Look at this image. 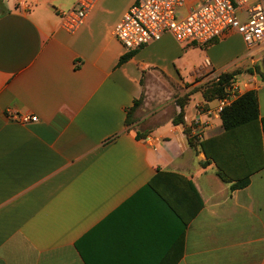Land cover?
Masks as SVG:
<instances>
[{
    "label": "crops",
    "instance_id": "crops-1",
    "mask_svg": "<svg viewBox=\"0 0 264 264\" xmlns=\"http://www.w3.org/2000/svg\"><path fill=\"white\" fill-rule=\"evenodd\" d=\"M75 2L0 0V264H264V166L242 189L218 177L200 142L223 132L219 98L197 87L204 60L225 73L257 49L230 32L126 50L113 29L135 0H98L68 33ZM231 40L230 69L214 49ZM247 81L264 119V80Z\"/></svg>",
    "mask_w": 264,
    "mask_h": 264
},
{
    "label": "built area",
    "instance_id": "built-area-1",
    "mask_svg": "<svg viewBox=\"0 0 264 264\" xmlns=\"http://www.w3.org/2000/svg\"><path fill=\"white\" fill-rule=\"evenodd\" d=\"M98 0H76L74 6L60 13V25L68 33H74L84 23L86 16ZM186 0H135L115 25L113 34L126 50H135L159 41L163 34H170L183 45H206L227 33L241 36L248 51L258 49L264 41V0H194L193 7L185 15L179 9ZM201 78L218 80L223 74L203 61ZM250 83V81H249ZM235 77L231 79L224 95L217 99L214 113H220L242 95L243 88ZM21 122H35L37 117L22 115ZM199 139L206 123L192 122Z\"/></svg>",
    "mask_w": 264,
    "mask_h": 264
},
{
    "label": "trees",
    "instance_id": "trees-1",
    "mask_svg": "<svg viewBox=\"0 0 264 264\" xmlns=\"http://www.w3.org/2000/svg\"><path fill=\"white\" fill-rule=\"evenodd\" d=\"M130 55L131 53L121 56L118 65L125 62ZM259 76L264 80V74L259 73ZM233 78L231 73L221 74L210 87L202 88L204 99L209 101L221 98ZM182 101L179 100V103L182 104ZM138 104L139 101H134L127 113L128 117ZM220 119L223 132L217 137L201 141L200 147L207 161L214 163L218 177L231 184L230 190L245 188L250 182V176L264 166V119L259 118L256 91L249 90L240 95L220 113ZM174 122H177V118ZM127 123L129 124V120ZM193 197L190 206L194 204L196 210L198 195ZM194 213L189 210L186 213V221L192 218Z\"/></svg>",
    "mask_w": 264,
    "mask_h": 264
},
{
    "label": "rangeland",
    "instance_id": "rangeland-1",
    "mask_svg": "<svg viewBox=\"0 0 264 264\" xmlns=\"http://www.w3.org/2000/svg\"><path fill=\"white\" fill-rule=\"evenodd\" d=\"M111 3L115 4L116 0H111ZM101 5H102L101 8H103L104 10L108 9L107 4H105V6L104 4ZM182 11L183 9L181 10V12L179 9L178 11L179 14H181ZM201 49L204 50L205 48H201ZM237 49H238V43L236 42V40H231L227 45V47H217L214 49V52L217 55V57H219V59L223 62V64L227 65V68L231 69L239 62L235 58L236 56L235 52ZM256 51L254 54L250 56V60L253 62L249 60L250 62L248 64L243 65L239 68L228 70L225 73L233 74V76L237 78L239 85H242L247 79H249L250 75H254L255 77H258L259 73L264 74L261 71V66H260L261 59L264 56L263 43ZM249 69L251 70V72H249ZM201 79H202L201 82L197 86L200 89L210 87L213 82H216V80L212 79V77L201 78Z\"/></svg>",
    "mask_w": 264,
    "mask_h": 264
},
{
    "label": "water",
    "instance_id": "water-1",
    "mask_svg": "<svg viewBox=\"0 0 264 264\" xmlns=\"http://www.w3.org/2000/svg\"><path fill=\"white\" fill-rule=\"evenodd\" d=\"M260 66H261V71L264 73V56L261 59Z\"/></svg>",
    "mask_w": 264,
    "mask_h": 264
}]
</instances>
